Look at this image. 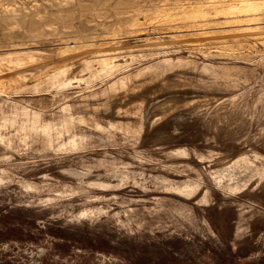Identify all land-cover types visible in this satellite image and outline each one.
<instances>
[{
	"label": "rangeland",
	"instance_id": "obj_1",
	"mask_svg": "<svg viewBox=\"0 0 264 264\" xmlns=\"http://www.w3.org/2000/svg\"><path fill=\"white\" fill-rule=\"evenodd\" d=\"M28 49L0 264H264V0H0V55Z\"/></svg>",
	"mask_w": 264,
	"mask_h": 264
},
{
	"label": "bare ground",
	"instance_id": "obj_2",
	"mask_svg": "<svg viewBox=\"0 0 264 264\" xmlns=\"http://www.w3.org/2000/svg\"><path fill=\"white\" fill-rule=\"evenodd\" d=\"M230 6V5H229ZM228 6V7H229ZM231 7V6H230ZM228 8L227 10H225L226 12H225V14H233V13H235V12H233V11H235V10H233V8ZM244 7V6H243ZM248 8V7H247ZM224 9V8H223ZM244 9H239V10H237L238 12H242ZM234 20H237V19H234ZM228 21V20H227ZM58 48V47H57ZM56 49V48H55ZM39 50V49H38ZM37 49H32V50H25V51H21V52H17V53H9V54H3V55H0V60L2 61V63H3V65L1 64L0 65V70L1 69H3L4 68V65L5 64H7V62L9 61H20V62H30V61H40V60H44L45 59V56L47 55H50V54H46L45 52H42L41 50L40 51H38ZM45 50V49H44ZM46 50H48V49H46ZM45 50V51H46ZM51 50H54V49H51ZM51 50H49V52L51 53ZM54 51H62V50H59V49H56V50H54ZM53 51V52H54ZM60 53V52H59ZM53 54V53H52ZM56 54V53H55ZM50 57H51V55H50ZM12 63V62H11ZM18 63V62H17ZM16 64V63H15ZM29 67V66H28ZM31 71V70H30ZM24 74V73H23ZM21 75V74H20ZM31 75V74H30ZM30 77V76H29ZM15 78H17V77H15ZM19 78H20V76H19ZM21 79L22 80H24V79H26V76H24V75H21ZM29 79V78H28ZM123 81L125 80L124 78L122 79ZM131 80V79H130ZM126 81H127V79H126ZM125 81V82H126ZM131 82V81H130ZM125 84V83H124ZM134 85V84H133ZM218 85V84H217ZM170 86V85H169ZM168 86V87H169ZM173 86H175V85H173ZM211 86V85H210ZM214 86V85H213ZM212 87V86H211ZM111 89V88H110ZM133 89V88H132ZM207 89V88H206ZM125 93V92H124ZM177 96V95H176ZM183 100V99H182ZM171 106V105H170ZM163 108V107H162ZM159 109V108H158ZM166 109V108H165Z\"/></svg>",
	"mask_w": 264,
	"mask_h": 264
}]
</instances>
